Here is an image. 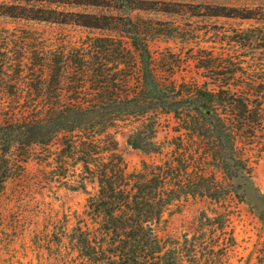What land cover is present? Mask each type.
<instances>
[{
	"label": "rangeland",
	"instance_id": "rangeland-1",
	"mask_svg": "<svg viewBox=\"0 0 264 264\" xmlns=\"http://www.w3.org/2000/svg\"><path fill=\"white\" fill-rule=\"evenodd\" d=\"M43 1L0 0V12L23 5L28 13L39 4L104 14L115 22L93 29L0 14V122L12 110L46 102L39 93L54 85L41 79L48 73L47 61L60 64L67 58L74 65L72 57L91 50L93 37L113 36L129 48L127 19L137 25L165 80L217 89L250 83L264 92L263 31L250 30L261 22L234 16L254 9L263 17L264 0H89L98 5L79 6ZM59 80L65 92L76 85L68 71ZM156 121L157 152L128 145V134L139 122L133 117L108 128L126 171L140 169L144 161L168 160L182 169L177 160L190 158L193 165L203 164L204 181L220 189L213 198L187 196L168 206L157 225L164 250L177 255V264H264V134L239 138L248 170L229 177L223 168L229 153L224 135L200 137L181 128L171 113L159 114ZM22 140L18 132L0 130V264H71L65 257L57 261L54 253L57 248L63 255L68 251L64 232L83 215L97 180L87 177L81 188L82 164L59 138L29 145ZM226 188L235 194H225ZM57 236L63 242L59 247Z\"/></svg>",
	"mask_w": 264,
	"mask_h": 264
},
{
	"label": "trees",
	"instance_id": "trees-1",
	"mask_svg": "<svg viewBox=\"0 0 264 264\" xmlns=\"http://www.w3.org/2000/svg\"><path fill=\"white\" fill-rule=\"evenodd\" d=\"M49 2L98 5L89 0ZM35 6L28 13L23 5L7 6L0 14L93 29L109 28L115 22L104 14ZM253 11L246 9L234 16L259 20L261 26L250 30L263 31L264 42V16ZM127 20L129 48L113 36L93 37L91 50L72 57L74 65L67 58L60 64L58 59H54L56 64L47 61L48 73L41 79L54 85L39 93L46 102L12 110L0 122V130L20 133L23 145L46 144L59 138L82 164L81 188H85L87 177L97 180L96 193L88 196L83 215L64 232L68 251L63 255L57 248V261L65 257L63 260L71 264H177V255L164 250V240L157 232L163 212L182 197L213 198L220 190L204 181L203 164L193 165L190 158L177 160L182 169L170 160L155 165L144 161L140 169L127 172L117 143L107 132L116 120L133 117L139 121L130 130L127 143L146 153L159 150L153 138L161 113H171L182 123L181 128L200 137L224 135L229 153L223 168L229 177L248 170L237 146L239 138L253 140L264 134V92L250 83L217 89L165 80L158 74L137 25ZM66 71L76 83L68 92L58 87ZM233 190L223 189L229 195L235 194ZM56 238L59 247L63 244L61 236Z\"/></svg>",
	"mask_w": 264,
	"mask_h": 264
}]
</instances>
